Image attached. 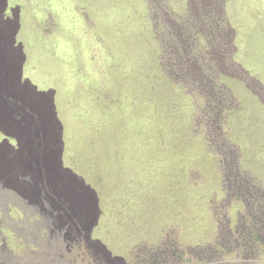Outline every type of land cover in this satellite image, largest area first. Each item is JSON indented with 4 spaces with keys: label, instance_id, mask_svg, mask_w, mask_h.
Listing matches in <instances>:
<instances>
[{
    "label": "rangeland",
    "instance_id": "rangeland-1",
    "mask_svg": "<svg viewBox=\"0 0 264 264\" xmlns=\"http://www.w3.org/2000/svg\"><path fill=\"white\" fill-rule=\"evenodd\" d=\"M9 5L0 264H264V0Z\"/></svg>",
    "mask_w": 264,
    "mask_h": 264
},
{
    "label": "flooded vegetation",
    "instance_id": "flooded-vegetation-1",
    "mask_svg": "<svg viewBox=\"0 0 264 264\" xmlns=\"http://www.w3.org/2000/svg\"><path fill=\"white\" fill-rule=\"evenodd\" d=\"M204 4V2H203ZM12 8L10 7L9 5V0H0V22L6 24L8 22L11 21V17L10 15L11 14H14L16 13V15L18 16V11H19V8ZM13 50L15 51H18V55H19V59H18V62H17V80H18V85H20L22 83V78L20 77V67H21V64H22V61H23V57H22V50H21V45H17V42L14 41V40H11V41H8L7 43ZM3 133H6L8 134L9 136L11 135V131L8 129V130H2ZM39 203H42V196L41 194H39ZM89 239H91L89 237ZM95 245H100L99 242L97 241H92L90 242L89 246L91 247V249L94 250L95 254L96 255H99V253H102L103 256L106 258L107 261H114L112 256L103 248V246H100V248H97Z\"/></svg>",
    "mask_w": 264,
    "mask_h": 264
},
{
    "label": "water",
    "instance_id": "water-1",
    "mask_svg": "<svg viewBox=\"0 0 264 264\" xmlns=\"http://www.w3.org/2000/svg\"><path fill=\"white\" fill-rule=\"evenodd\" d=\"M18 28H19V26H18ZM18 28L13 32V40L14 41H16V36H17V33H18ZM22 57H23V61H22V64H21V67H20V77L22 78L23 77V65H24V63H25V55H23L22 54ZM53 109H54V115H55V119H56V121L58 122V123H60V121H59V119H58V117H57V111L55 110V106L53 107ZM6 134V133H5ZM8 135V134H7ZM82 181H83V184H84V186H85V188L86 189H88V190H90V191H92L93 193H94V197H95V207H96V216H95V219H94V223H93V227L95 226V225H97V223H98V220H99V216H100V210H99V200H98V197H97V195H96V191L93 189V188H91L88 184H86L85 182H84V180L83 179H81ZM91 232V231H90ZM103 248L107 251V249H106V247L105 246H103ZM108 252V251H107Z\"/></svg>",
    "mask_w": 264,
    "mask_h": 264
},
{
    "label": "trees",
    "instance_id": "trees-1",
    "mask_svg": "<svg viewBox=\"0 0 264 264\" xmlns=\"http://www.w3.org/2000/svg\"><path fill=\"white\" fill-rule=\"evenodd\" d=\"M261 224H262V229L260 230V232H263L264 234V217H263V220L261 221Z\"/></svg>",
    "mask_w": 264,
    "mask_h": 264
}]
</instances>
